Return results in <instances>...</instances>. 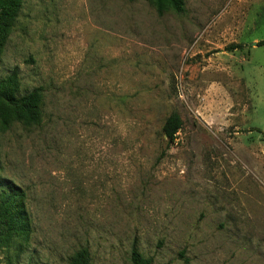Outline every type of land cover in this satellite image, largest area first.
Returning <instances> with one entry per match:
<instances>
[{
  "label": "rangeland",
  "instance_id": "obj_1",
  "mask_svg": "<svg viewBox=\"0 0 264 264\" xmlns=\"http://www.w3.org/2000/svg\"><path fill=\"white\" fill-rule=\"evenodd\" d=\"M182 1L0 0V264H264V0Z\"/></svg>",
  "mask_w": 264,
  "mask_h": 264
},
{
  "label": "trees",
  "instance_id": "obj_2",
  "mask_svg": "<svg viewBox=\"0 0 264 264\" xmlns=\"http://www.w3.org/2000/svg\"><path fill=\"white\" fill-rule=\"evenodd\" d=\"M11 2L14 3L13 7L16 8L17 3L20 2V0H11ZM154 2L159 12L162 11V9L165 7L172 9L176 13L183 12L182 0H154ZM10 9L13 8L9 7L6 11L0 13V16H11V14H13L14 12ZM256 46L264 47V41L257 43ZM241 48L242 47L240 45H235L229 47L227 51L231 52L234 50H240ZM14 82L15 81L13 79H9L7 83L9 86H11L14 84ZM40 92V89H35L28 95L17 98L15 97V95L6 93L3 89H0V100L12 107L24 111L26 114H28L31 118L35 120V117L39 116L40 114ZM181 127L182 122L180 117L176 113H172L164 121L161 128V133L168 143H172L176 137V134L180 131ZM262 135L264 137V133H262ZM0 192H2L6 196L7 204L18 196L16 193H14V191L5 189L3 187H0ZM4 207H6V205ZM6 209L8 210V208ZM7 212L10 222L12 223L14 228H19L20 226H22L20 216L12 214L9 210ZM71 264H90L87 258V253L85 251L77 253V255H75V257L72 259Z\"/></svg>",
  "mask_w": 264,
  "mask_h": 264
},
{
  "label": "water",
  "instance_id": "obj_3",
  "mask_svg": "<svg viewBox=\"0 0 264 264\" xmlns=\"http://www.w3.org/2000/svg\"><path fill=\"white\" fill-rule=\"evenodd\" d=\"M253 45H255V46H256V44H253Z\"/></svg>",
  "mask_w": 264,
  "mask_h": 264
}]
</instances>
